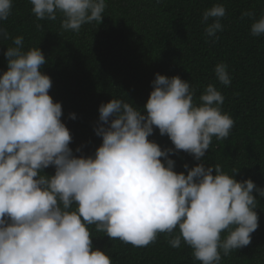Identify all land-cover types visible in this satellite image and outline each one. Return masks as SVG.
<instances>
[{"label": "clouds", "instance_id": "clouds-1", "mask_svg": "<svg viewBox=\"0 0 264 264\" xmlns=\"http://www.w3.org/2000/svg\"><path fill=\"white\" fill-rule=\"evenodd\" d=\"M29 3L37 20L54 21L59 13L61 29L73 33L84 24L99 25L107 7L106 0ZM11 9L12 0H0V21ZM225 15L222 4L202 14L213 43ZM250 34L264 35V15L251 24ZM0 38L12 39L4 53L7 71L0 74V264H112L104 251L93 249L92 225L134 247L166 234L171 248L183 241L200 264H220L221 253L226 257L251 243L258 228L253 193L264 198V188L251 179L236 181L239 170L229 175L219 164H185L187 174L177 173L169 159L183 151L202 161L213 137L229 136L234 120L222 112L224 96L215 85H207L197 103L189 82L156 74L145 114L121 99L101 104L93 130L102 143L94 155L76 156L61 121L62 105L49 95L52 81L41 71L42 51H25L23 37L11 38L5 30ZM214 73L221 85L231 84L225 63ZM154 128L173 148L161 150L149 140ZM49 167L52 176L43 174Z\"/></svg>", "mask_w": 264, "mask_h": 264}, {"label": "trees", "instance_id": "trees-1", "mask_svg": "<svg viewBox=\"0 0 264 264\" xmlns=\"http://www.w3.org/2000/svg\"><path fill=\"white\" fill-rule=\"evenodd\" d=\"M106 4L102 22L84 24L78 33L61 29L59 13L54 21L37 20L29 0H12L11 14L0 21V30L11 38L23 37L25 51L38 47L45 56L41 71L52 81L49 95L62 105L61 121L72 136L69 147L74 155H94L102 143L93 130L101 104L121 99L145 114L155 75L178 76L195 90L197 103L205 87L215 85L224 96L221 110L234 126L226 139L213 137L202 161L183 151L170 155L174 171L186 175L185 164L189 169L201 162L205 167L219 164L229 175L238 169L236 181L251 179L264 188V35L250 34L251 24L264 15V0H106ZM214 4L226 9L215 43L206 37L202 23L203 12ZM245 12L251 16L241 18ZM9 46L12 39L0 38V74L7 71L4 53ZM221 62L228 66L229 86L215 77L214 68ZM69 114L76 118L69 119ZM149 140L161 150L173 148L158 129ZM54 172L53 167L43 170L47 176ZM253 195L258 200V228L251 243L229 256L221 253L220 264H264V198ZM89 231L93 249L104 251L112 264H200L183 241L173 249L168 244L171 237L163 233L147 247H134L110 240L94 225Z\"/></svg>", "mask_w": 264, "mask_h": 264}]
</instances>
